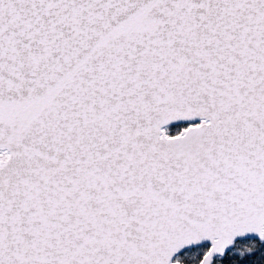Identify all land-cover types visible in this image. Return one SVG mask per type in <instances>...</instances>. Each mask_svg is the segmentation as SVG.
<instances>
[{"label": "snow or ice", "instance_id": "obj_1", "mask_svg": "<svg viewBox=\"0 0 264 264\" xmlns=\"http://www.w3.org/2000/svg\"><path fill=\"white\" fill-rule=\"evenodd\" d=\"M0 264H264V0H0Z\"/></svg>", "mask_w": 264, "mask_h": 264}]
</instances>
